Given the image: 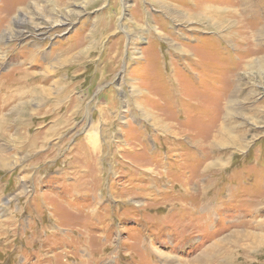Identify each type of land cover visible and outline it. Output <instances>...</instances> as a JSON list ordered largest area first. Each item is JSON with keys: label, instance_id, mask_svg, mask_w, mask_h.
<instances>
[{"label": "rangeland", "instance_id": "obj_1", "mask_svg": "<svg viewBox=\"0 0 264 264\" xmlns=\"http://www.w3.org/2000/svg\"><path fill=\"white\" fill-rule=\"evenodd\" d=\"M15 70L0 264H264V0H0Z\"/></svg>", "mask_w": 264, "mask_h": 264}, {"label": "bare ground", "instance_id": "obj_2", "mask_svg": "<svg viewBox=\"0 0 264 264\" xmlns=\"http://www.w3.org/2000/svg\"><path fill=\"white\" fill-rule=\"evenodd\" d=\"M14 3V2H13ZM243 3V2H242ZM22 4V3H20ZM247 8V7H246ZM212 10V9H211ZM221 10V9H219ZM224 10V9H223ZM204 11V10H202ZM215 11V10H214ZM205 12V11H204ZM210 12V11H209ZM210 14V13H209ZM222 14L224 13H221V16ZM226 14V13H225ZM197 15V14H196ZM217 15V14H216ZM194 16V15H193ZM58 21V23H63V20H56V22ZM23 21H21L22 23ZM49 23V22H48ZM45 25V24H44ZM48 25V24H47ZM54 26V25H53ZM51 27V25L49 26ZM43 28V27H42ZM22 32H18V35L19 37L22 35L21 34ZM42 34L41 32H39L37 35H40ZM7 35V34H6ZM25 72V71H24ZM9 74V73H8ZM4 81L2 79H0V83H3V86H4V83L6 82H10V84L6 83L7 85L4 86V88H6L5 90H7V94L5 96V98L7 99V102H12V101H15L16 98L18 97H23V96H26V95H33V94H36L37 91L36 90H33L32 86H31V76L26 74V73H23L21 70H15L11 73V75L9 74L8 76H6ZM5 95V94H4ZM2 121H0V124H1ZM88 139H87V145H88V148H92L94 146V140H96L97 138V135L95 133H88ZM91 150V149H90ZM240 239V238H239ZM231 245H238V239L232 243H230ZM228 244V245H230ZM230 248V247H229ZM219 251V250H218ZM226 253L225 252H221L219 253V255L217 256V258L219 259L218 261L216 260H213L214 258H212L211 260L213 261H216L214 263H217V264H221L220 262L222 261L221 259L223 257H228L227 256H224ZM215 256V255H214ZM205 257V256H204ZM203 257V258H204ZM204 262H202L203 264H211L210 261H208L207 259H203ZM224 260V258H223ZM202 261V260H201ZM201 263V264H202Z\"/></svg>", "mask_w": 264, "mask_h": 264}]
</instances>
